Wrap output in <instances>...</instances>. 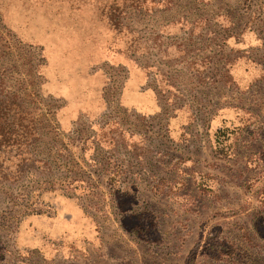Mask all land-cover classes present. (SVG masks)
<instances>
[{
	"label": "rangeland",
	"instance_id": "1",
	"mask_svg": "<svg viewBox=\"0 0 264 264\" xmlns=\"http://www.w3.org/2000/svg\"><path fill=\"white\" fill-rule=\"evenodd\" d=\"M113 1L0 0V264H264V0Z\"/></svg>",
	"mask_w": 264,
	"mask_h": 264
},
{
	"label": "trees",
	"instance_id": "2",
	"mask_svg": "<svg viewBox=\"0 0 264 264\" xmlns=\"http://www.w3.org/2000/svg\"><path fill=\"white\" fill-rule=\"evenodd\" d=\"M113 4L120 6L116 0ZM107 19L113 26L112 18ZM5 76L4 69L0 70V182L11 178L10 164L16 168V174L19 164L30 160L29 149L36 139L34 112L21 96L8 89Z\"/></svg>",
	"mask_w": 264,
	"mask_h": 264
},
{
	"label": "crops",
	"instance_id": "3",
	"mask_svg": "<svg viewBox=\"0 0 264 264\" xmlns=\"http://www.w3.org/2000/svg\"><path fill=\"white\" fill-rule=\"evenodd\" d=\"M254 67H258V65H253ZM258 69V68H257ZM127 70H128V66H127ZM136 70H138V71H141V70H139V69H137L136 68ZM259 71H260V74L259 75H256L255 77H251L249 80H251V79H253L254 80V83H256L259 79H260V76H261V69H258ZM138 78H143V81H146L147 79H146V76H145V79H144V77L142 76V74L140 73L139 75H138ZM146 84V83H145ZM146 89H148V88H146L145 86H137V91L138 90H140V92H143V91H145ZM122 91H123V89L121 90V94H120V97H121V95H122ZM152 91V90H151ZM151 93H153V96H154V98H155V102H156V104L158 105L157 106V112L159 111V109H160V106H159V104H158V100H157V98H156V95H155V92L154 91H152ZM120 97H119V99H120ZM157 112H155V113H157ZM234 112H232V111H229V110H222V111H220L219 113H218V115H216V116H214V118L212 119V127L213 128H219V127H221V125H223V124H230L231 123V121L230 120H232V119H234L235 118V116H234ZM149 115V114H148ZM153 115H155V114H153ZM153 115H149V116H146V117H143V118H149L150 116H153ZM176 116V115H175ZM142 117V116H141ZM187 121H188V119H187ZM186 121V122H187ZM185 122V123H186ZM183 123V122H182ZM185 123H183V124H180L178 127H179V131H178V133L176 134V135H180V133H182V130H181V127L182 126H184L185 125ZM169 135H171L172 137H174V135H172L171 133H169ZM67 244V243H66ZM66 244H64V243H62L61 244V246L63 247H66ZM42 253H47V254H50V252H42Z\"/></svg>",
	"mask_w": 264,
	"mask_h": 264
}]
</instances>
